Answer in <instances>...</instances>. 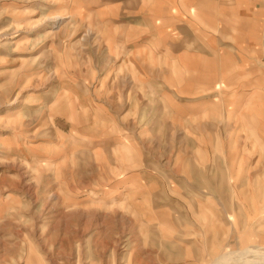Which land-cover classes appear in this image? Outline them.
<instances>
[{"label": "rangeland", "instance_id": "rangeland-1", "mask_svg": "<svg viewBox=\"0 0 264 264\" xmlns=\"http://www.w3.org/2000/svg\"><path fill=\"white\" fill-rule=\"evenodd\" d=\"M111 4L0 0V264H264L235 179L264 184L261 48L187 73L162 51L165 1Z\"/></svg>", "mask_w": 264, "mask_h": 264}, {"label": "crops", "instance_id": "crops-1", "mask_svg": "<svg viewBox=\"0 0 264 264\" xmlns=\"http://www.w3.org/2000/svg\"><path fill=\"white\" fill-rule=\"evenodd\" d=\"M127 0H109L112 3L110 7L118 8ZM165 1L166 8L165 16L162 17L167 21H172L171 24L162 28L160 34L166 36L164 45H161L162 51L167 56L177 62V66L185 69L187 73H200L202 70L215 68L222 70L230 68H248L254 67V60L249 59V53L254 52L255 47L261 48V54L264 55V25L262 30L260 20H264L263 7L264 0H162ZM105 8V7H104ZM163 11H160L162 13ZM161 17V16H160ZM158 18V16L156 17ZM159 19V18H158ZM131 19L127 16L124 24ZM129 23V22H128ZM135 24V23H132ZM260 26V27H259ZM261 32V33H259ZM228 35L230 33L236 45L232 48V52H243L242 58L236 59L230 56L229 50L223 49L221 46L216 48L212 46L213 41H219L217 35ZM211 38V39H210ZM220 42V41H219ZM226 44H229L226 42ZM175 48V55L170 53V49ZM253 49V50H252ZM252 51V52H251ZM226 54L228 56H224ZM251 55V56H252ZM256 69H261L263 74L264 60H256ZM259 80V79H258ZM263 80V75H262ZM261 80V81H262ZM194 82V81H193ZM200 83L207 84V80H201ZM230 82V81H226ZM257 81H252L247 84H256ZM237 93L233 94V96ZM226 96L231 94L226 93ZM238 99L241 101L237 106H243L244 99H253V92L240 93ZM233 103H230L232 105ZM208 109H205L207 111ZM233 144V141H230ZM247 148L248 145L245 144ZM263 159L262 156L259 157ZM223 163V159H222ZM264 171V168L262 169ZM245 176L239 178V172L236 174V183L240 182L242 185V193L244 196V210L246 211V219L251 222L253 217L261 212H264V184L263 187L255 188V182L260 178L254 180L248 174L245 167L242 168ZM220 175L217 186V193L220 196L226 192V175L223 167L220 169ZM238 176V178H237ZM264 176V173L260 175ZM261 203H256L254 206L257 211L256 214H250L249 210L253 207V196ZM250 197V198H249ZM247 199V200H246ZM247 201V202H246ZM261 205V206H259ZM250 206V208H249ZM240 210V209H237ZM247 223H245V226ZM237 226V225H236ZM253 227V224L251 225ZM246 230V228H244ZM252 229V228H251ZM249 234V232H248ZM222 238V236H220ZM253 234L247 235L246 240L253 239Z\"/></svg>", "mask_w": 264, "mask_h": 264}, {"label": "bare ground", "instance_id": "bare-ground-1", "mask_svg": "<svg viewBox=\"0 0 264 264\" xmlns=\"http://www.w3.org/2000/svg\"><path fill=\"white\" fill-rule=\"evenodd\" d=\"M59 19H60V18H59ZM59 19H58V20H59ZM255 252H256V251H255ZM259 253H261V256L264 258V251H263V252H259ZM256 255H259V254H255V256H256ZM261 256H259V257H261ZM257 257H258V256H257ZM259 257H258V258H259Z\"/></svg>", "mask_w": 264, "mask_h": 264}]
</instances>
